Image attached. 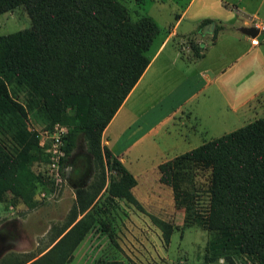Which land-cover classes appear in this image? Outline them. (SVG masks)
Segmentation results:
<instances>
[{
  "label": "trees",
  "instance_id": "1",
  "mask_svg": "<svg viewBox=\"0 0 264 264\" xmlns=\"http://www.w3.org/2000/svg\"><path fill=\"white\" fill-rule=\"evenodd\" d=\"M18 6L31 25L0 34V201L7 191L33 206L40 185L54 187L48 153L29 125V111L67 127L65 167L83 136L96 174L86 186H76L69 218L52 245L20 263L65 264L98 221L95 203L105 185V166L117 173L109 182L110 196L137 203L135 176L101 137L147 67L158 26L148 16L133 19L120 0H0V14ZM222 28L216 25L214 33ZM199 168L208 171L207 202L204 213L195 209L193 220L214 231L205 260L224 256L228 264L244 258L264 264V115L159 163V181L178 194L182 177ZM163 238L169 240L168 232Z\"/></svg>",
  "mask_w": 264,
  "mask_h": 264
},
{
  "label": "rangeland",
  "instance_id": "2",
  "mask_svg": "<svg viewBox=\"0 0 264 264\" xmlns=\"http://www.w3.org/2000/svg\"><path fill=\"white\" fill-rule=\"evenodd\" d=\"M120 1L133 19L148 16L157 24L158 32L148 53H153L168 37L162 55L173 59L167 68H159L151 81L147 74L128 103H134L129 117H133L131 122L135 126L120 143L123 147L135 139L126 156V164L131 161L138 169L134 173L140 180L139 186L132 190L137 203L110 196L109 182L117 173L105 166V185L95 203L99 210L98 221L65 264H108L112 260L122 264H228L224 256L214 261L205 260L214 231L193 220L195 209L199 213L205 211L208 171L202 168L189 170L179 181L177 194L171 186L159 181L157 166L173 158L175 149L180 151L178 153L184 152L264 115V30L260 29L255 36L258 46L248 49L249 43L238 40L236 48L229 53L226 45H214L208 34H201L209 28H206L208 23L202 25L199 21L210 17L216 25H223L224 30V24L219 20L230 16L224 6L235 1L242 5V0ZM254 1L259 4L261 18L254 21L263 23L264 0ZM251 9L246 12L252 17ZM240 21L235 18L231 25L237 28ZM30 25V17L23 6L0 14V34ZM235 32L242 35L238 30ZM193 37H202L198 41V46L206 53L202 58H197L194 50H190L197 44L191 46ZM182 45L184 48L180 50ZM176 51L178 57H175ZM206 67L210 68L208 73L212 78L209 83L204 82L205 78L200 81L197 77ZM182 81H185L183 87L180 86ZM186 85H190V89ZM192 90L189 99L182 101L185 92ZM18 99L23 101L22 95H18ZM244 99L246 101L242 103ZM28 116L29 125L37 130L40 140L43 136L46 138L45 130H52L53 124L32 110ZM76 152L88 154L89 170L78 184L86 186L93 180L96 169L83 136L77 138L68 164ZM80 163L84 166V161ZM66 168L68 166L61 161V180L54 182L52 190L42 185L36 189L33 206L14 198L11 192L2 195L0 230L6 228L8 239L13 236V241L6 244L4 250L9 258L7 264H20L41 255L67 222L75 202L76 187L65 179ZM183 198L184 202L178 203ZM164 232L169 234L167 242L163 238ZM237 262L252 264L246 258L243 262L237 259Z\"/></svg>",
  "mask_w": 264,
  "mask_h": 264
},
{
  "label": "crops",
  "instance_id": "3",
  "mask_svg": "<svg viewBox=\"0 0 264 264\" xmlns=\"http://www.w3.org/2000/svg\"><path fill=\"white\" fill-rule=\"evenodd\" d=\"M254 2H255L254 0H242V5H239V3L235 1L234 3H231V4L224 6L225 10L228 13H230V16L227 19L224 18V19L219 20V21L223 22L224 30L221 29L217 33H214V27L216 26L214 19H212L210 17H205L204 19L199 21V23L202 25H205L206 23H208L207 24L208 27H206V28L207 29L209 28L208 30H210V31L205 29L203 32L201 31V34L204 36H206L208 34V36H210L212 39V44H214V45H216L218 43L219 44L223 43V45H226L227 51H229V53L236 48V44H237L236 41H238V40L242 41V42L245 41V42L249 43L250 45H249L248 49H252V48L258 46L259 42L257 41L255 36L259 32L253 36L250 33H244L240 30V27H242V26H251V25L260 26L262 24V23H260V21L258 23H255V21H254L255 18H258L259 20H261V18L259 16V11H260L259 4L257 3V5H256ZM248 8H252L251 10H253L252 11L253 12L252 17L247 15L246 10ZM235 18L241 19L237 28L235 27V25H231V23L234 22ZM204 20H208V21L203 22ZM235 30L242 32V35L238 36L236 34ZM171 32L173 33V31H171ZM195 38H196V36H195ZM195 38L193 37L191 39L190 43H191V46L194 43H197V44H196V46L195 45L192 46L190 50L191 51L194 50L193 53H195V55H197L196 56L197 58H202V56H205V54H206L198 46V41L200 39H202V37L199 39H195ZM168 40H169V38L166 37L160 43V45L156 48V50L153 53L149 54L150 55V61L147 65V67L145 68L144 72L142 73V75L140 76L138 81L134 84V86L131 88V90L129 91V93L127 94L125 99L123 100L122 104L119 106V108L117 109V111L115 112V114L110 119V121L108 122V124L106 125V127L104 128V130L102 132V137H101L102 145H106L112 152H114L116 154V156L118 158H120V160L124 163V165L129 169V171L135 176L136 185L134 186V189L139 186L140 180H138V178L136 177V175L134 173V172H137L136 170H138V169L133 167L131 161H129V165L126 164V156H128L130 148H132V145L135 142V139H133L129 145H126L123 147H122L123 143H120L121 139L124 138L129 133L128 131L132 127L135 126L131 122V119L133 117H129V112L131 111L134 103H130V104H128V103L131 101V98L134 96L135 92L139 89V87L145 81L147 74L150 75V81H151L153 75L160 71L158 69L162 68L163 66H165L167 68L168 62L173 59V58H170L169 56H166L164 54L162 55V53L164 52V48L166 46V41H168ZM204 44L205 43H203V45ZM184 46H185V44H184ZM184 46L182 45L181 47H179L180 50H182L184 48ZM160 55H161V57H160ZM178 55H179V53H178V51H176L175 57H178ZM209 71H210V68H207V67L201 69L198 73V76H197L198 79L201 81V80H203V78H205L204 82L209 83L212 80L211 76L208 73ZM180 83H181L180 86L183 87V85L185 84V81L184 82L182 81ZM190 87H191L190 85H188V86L186 85V88L190 89ZM188 92L189 91L185 92V96H183L181 99L182 101H187L189 99L191 93L193 92V90L189 93ZM245 101H246V99H244L242 101V103H244ZM135 114L136 113L133 110L132 116H134ZM182 137H184V136H182ZM177 151H178V149H175L174 156L183 153V152L178 153L180 151H178V152ZM12 241L13 240H11V242ZM1 244L2 245H0V260L3 259L7 255L6 251H4V250H6L7 245L5 244V246H4V243H1ZM32 259L26 261V263H28Z\"/></svg>",
  "mask_w": 264,
  "mask_h": 264
},
{
  "label": "built area",
  "instance_id": "4",
  "mask_svg": "<svg viewBox=\"0 0 264 264\" xmlns=\"http://www.w3.org/2000/svg\"><path fill=\"white\" fill-rule=\"evenodd\" d=\"M259 27V30H264V23ZM67 132V127L59 122H56L52 126V130H45L46 138L40 140V144L44 147L48 153L49 164L47 171L54 182L61 180V158L64 156V150L62 147L64 135Z\"/></svg>",
  "mask_w": 264,
  "mask_h": 264
},
{
  "label": "flooded vegetation",
  "instance_id": "5",
  "mask_svg": "<svg viewBox=\"0 0 264 264\" xmlns=\"http://www.w3.org/2000/svg\"><path fill=\"white\" fill-rule=\"evenodd\" d=\"M84 153L76 152L75 154H73L71 157V163L68 164V168H66L65 179L74 187L78 186L77 184H80L82 182L86 172L89 170L87 166L88 154ZM81 160L84 161V166H82V163H80ZM5 231L6 228H2L0 230V245H2L1 243H4V246L5 244H9L13 239V236H10L8 239L7 232Z\"/></svg>",
  "mask_w": 264,
  "mask_h": 264
},
{
  "label": "water",
  "instance_id": "6",
  "mask_svg": "<svg viewBox=\"0 0 264 264\" xmlns=\"http://www.w3.org/2000/svg\"><path fill=\"white\" fill-rule=\"evenodd\" d=\"M240 30L244 33H250L253 36L256 35L259 32V27L258 26H242L240 27Z\"/></svg>",
  "mask_w": 264,
  "mask_h": 264
}]
</instances>
